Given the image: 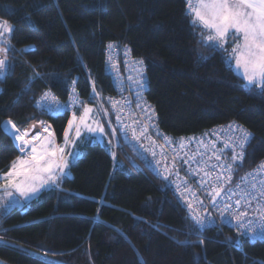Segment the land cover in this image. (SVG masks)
Instances as JSON below:
<instances>
[{"label": "trees", "instance_id": "obj_1", "mask_svg": "<svg viewBox=\"0 0 264 264\" xmlns=\"http://www.w3.org/2000/svg\"><path fill=\"white\" fill-rule=\"evenodd\" d=\"M186 10L185 0H0V21L14 28L0 42L8 49L0 59L9 65L0 75V173L20 153L3 122L30 132L48 121L62 142L71 115L80 113L81 103L52 112L43 105L46 91L99 103L113 92L104 72L110 41L144 61L146 96L162 129L178 136L234 121L252 133L242 162L224 152L234 175L264 163V91L227 64L226 51L198 42L200 29ZM110 127L120 138L110 150L108 143L80 145L71 175L25 206L0 210L1 261L264 264V236L250 240L227 225L194 227L186 202L134 154L114 119Z\"/></svg>", "mask_w": 264, "mask_h": 264}, {"label": "snow or ice", "instance_id": "obj_2", "mask_svg": "<svg viewBox=\"0 0 264 264\" xmlns=\"http://www.w3.org/2000/svg\"><path fill=\"white\" fill-rule=\"evenodd\" d=\"M186 2L187 10L185 15L190 17V24L200 29L198 42L203 43L213 51H227L225 45L229 42L230 37L234 38L230 58L235 59L236 66L242 69L243 79L249 85L259 86L264 91V0H195V4H193V0H186ZM13 31L14 28L7 21H0V37ZM109 47L111 48L113 45L110 44ZM7 51V48H0V52L6 53ZM204 59H207V57H204ZM138 63L142 65L143 61ZM7 66L9 65L6 64V59H0V75L3 74L2 70ZM33 78H30L29 82ZM136 84L139 88L144 86L142 76L140 80L136 81ZM27 86L26 84L25 87L27 88ZM128 103L130 102L125 101V104ZM136 107L140 108V103H137ZM123 110V107L119 109L121 112ZM92 111V108L85 106L82 115L79 117V123H75L77 120L75 114L73 119L68 121L69 128L64 133L66 138L64 146L55 144L52 139L54 134L48 132L50 126L44 128V131L48 132V136L41 137L39 130L35 134L30 135L29 130L26 129L21 132L16 128L15 124H12V128L15 129L12 136L14 140L19 141L17 148L21 155L11 162L7 171L0 174V179L3 180L0 188L5 190L4 195L12 196V191H9V189H12L20 193L21 196H28L40 191L45 185L55 184L57 180L56 173H62L68 167V162L63 157L69 142L67 139L69 131L75 127L76 138H81L82 128L88 132L104 131L101 126L93 128L87 123L89 114ZM150 111L152 110L150 109ZM130 115L135 116L134 113H130ZM152 115H155L154 111H152ZM147 119L150 120L151 117H147ZM117 120H120L119 115H117ZM7 123H11V121ZM133 124L140 126L141 136L147 132L148 125L142 124V121L133 118ZM232 127V125H229L230 129ZM236 128L239 131L236 140L232 141L229 138L226 144V147L233 148V163L243 161L245 156L243 149L252 136V133L242 126L237 125ZM132 131L135 135L136 128H133ZM137 138L140 137L137 136ZM71 142L73 144L77 143L75 139ZM80 143L81 145L83 144V138H81ZM199 143L205 150H198L197 153H193L191 157L185 159L183 163L194 162L197 164L196 172L201 174L199 187L206 191L213 206H215L217 198L223 193L227 198L223 212H228L233 208L231 201L235 196V209H240L241 207L244 209L235 214V219L238 222L247 218L250 211L258 213L260 220L264 222V181H260L259 189L252 182H249L245 187H241L238 184L235 187L240 188L239 193L227 188L226 185L231 183L232 164H219L221 155L216 153L214 143L211 148V155H208L207 146L204 145V142L200 141ZM237 146L241 149L239 153L235 151ZM181 147H183V144H181ZM81 151L82 147L78 148L74 153H69V155L79 158ZM197 156H199V159H197ZM213 157L218 164L210 166V161ZM175 165L176 156L172 159V167L175 168ZM216 167H219L220 171L217 174H213ZM258 169L264 170V163L259 165ZM176 174L178 175V172ZM251 175L253 173H247L245 178ZM181 186L184 187L185 192L190 197L195 198L196 194L188 186L186 179L181 182V185L177 186V190ZM253 201H255V208L252 207ZM12 203H15V201L10 202L9 206ZM198 203L203 206L202 201H198ZM188 208L190 210V218L194 221V227H202L205 217L198 214L194 209L193 203L189 202ZM223 212H221V215H223ZM237 226L244 227L245 225L238 223ZM248 227L251 229V221H249Z\"/></svg>", "mask_w": 264, "mask_h": 264}, {"label": "built area", "instance_id": "obj_3", "mask_svg": "<svg viewBox=\"0 0 264 264\" xmlns=\"http://www.w3.org/2000/svg\"><path fill=\"white\" fill-rule=\"evenodd\" d=\"M194 1L195 0H193V2ZM110 44L113 45V47L110 48ZM106 45L104 72L109 76L114 89L113 92L104 95V101L109 113L114 118L115 126L120 129L125 141L134 154L142 159L144 165L170 187L181 202H186L187 206L189 202L193 203L194 209L199 215H202L204 211H209L213 215L212 221L208 224L209 226L213 224L216 226L227 225L234 229L238 236L247 237L250 240L262 238L264 236V234H262L264 233V222L260 220L258 213L250 211L247 218L238 222L235 219V214L243 211V207L235 209L234 201L236 197L234 196L231 201L233 208L228 212H223L224 204L227 199L223 193L217 198L215 206H213L206 191L199 187L201 174L196 172L198 167L197 164L194 162L189 164L183 163L185 159L191 157L193 153H197L198 150H205L199 143L203 141L204 145L207 146L208 155L212 154L211 148L214 143L216 153L221 155L219 164H232L231 161L225 157L224 152L230 151V156L232 157L233 148L226 147V144L229 138H231L232 141L236 140L239 135L236 126L241 125L234 121H228L203 129L193 135L183 134L173 136L159 126L158 114L154 108L155 106L146 96L148 77L145 72L144 61L141 57L133 56L128 47L122 42L110 41ZM139 61H143V64H139ZM141 76L144 86L139 88L137 87L136 81L140 80ZM94 91L95 82L91 81L90 92ZM41 98L43 99V105L52 109V112L60 114L64 113L66 110H72L80 103V97L76 93L63 101L55 96L52 91H46ZM125 101L130 103L125 104ZM137 103H140V108L136 107ZM121 107L124 108L122 112L119 111ZM150 109L154 111V116ZM130 113H134L135 116H131ZM117 115L120 116V120H117ZM147 117H151V119L149 120ZM133 118L142 121V124L148 125L147 132L144 135H140V126L133 124ZM229 125L233 127L230 129ZM133 128H136L135 135L132 131ZM137 136L140 138H137ZM248 143L249 141L246 143L243 151ZM181 144H183V147H181ZM235 151L237 153L241 151L239 146L235 148ZM174 156H176L175 168L172 167V159ZM197 159H199V156H197ZM217 164L218 162L213 157L210 161V166ZM258 166L238 176H235L232 171V173H230L231 183L227 184L226 187L239 193L240 188L235 187L236 185L240 184L241 187H245L249 182H252L255 183L259 189L260 181H264V170L258 169ZM219 171L220 168L216 167L213 174H217ZM177 172L178 175L176 174ZM247 173H253V175L245 178ZM242 178H244L243 181ZM185 179L187 180L188 186L195 192V198L190 197L189 194L185 192L183 186L177 190V186L181 185V182ZM198 201H202L203 206H201ZM14 205L18 208L22 207V205H18L16 202L13 206ZM252 207L255 208V201H253ZM221 212H223V215H221ZM249 221H251V229L248 227ZM238 223H242L245 226L238 227Z\"/></svg>", "mask_w": 264, "mask_h": 264}, {"label": "rangeland", "instance_id": "obj_4", "mask_svg": "<svg viewBox=\"0 0 264 264\" xmlns=\"http://www.w3.org/2000/svg\"><path fill=\"white\" fill-rule=\"evenodd\" d=\"M207 34V33H206ZM5 35H9L8 33H5ZM3 36L0 38V42H4L6 36ZM234 39V38H233ZM229 42H230V38H229ZM227 49V56L225 55V61L227 63L230 62V53H231V50H232V47L230 48V46H228ZM232 59V58H231ZM234 60V63H235V59ZM236 65V63H235ZM237 67V66H236ZM238 69V71H240L242 73V69L240 68H236ZM242 77V76H241ZM247 82V81H246ZM248 83V82H247ZM93 100V99H92ZM101 105H103V102H101ZM100 103L95 99L93 100L92 102H87L83 107L82 109L80 110V113L78 114H75V116L77 117V120H79V117L82 115L83 113V108L85 106L87 107H90L92 108V112L89 114V119L87 121V123L93 127V128H97L98 126H101L103 127L104 131L103 132H100L99 130L95 131V132H88L86 129H83L81 130V138H83V143H88V142H99L101 144H105V143H108V147H109V150H110V147H112L114 145V142H119L120 138H119V135L117 133H115V137L116 138H113V136L111 135V132H110V125L113 124V119H112V116L109 115L107 113V107H103L101 106ZM74 115V114H73ZM73 115H71L70 119H73ZM75 123H79V121ZM69 128V125L67 124L66 126V129ZM65 129V130H66ZM81 138H76L75 137V127H73L70 131H69V136H68V144H67V147L65 148V153H64V157L63 159L66 160L68 162V167H70V163L74 160H76V156L74 155H69V153H74L77 151L78 147L80 146V140ZM65 136L63 137V140L62 142H55L57 145H60V146H64L65 144ZM76 140L77 143L76 144H73L71 141L72 140ZM82 147V146H81ZM80 147V148H81ZM81 154V153H80ZM67 168L64 169V171L61 173V172H57V178L58 177H63L64 175H66L65 172H67ZM69 175H71L70 171H69ZM59 179V178H58ZM57 179V180H58ZM51 184H48V185H45L43 188L49 186ZM41 188L40 191L43 189ZM40 191L34 193V194H29L28 196H23V199L22 200H15V198H13V200L11 199L10 202L12 201H15L16 203H18V205H22V206H25L27 202H29L33 197H35ZM15 204V203H12V205ZM11 205V206H12ZM15 206V205H14ZM17 207V206H16ZM18 208V207H17ZM190 215V214H189ZM0 264H9V263H6L4 261H1L0 260Z\"/></svg>", "mask_w": 264, "mask_h": 264}, {"label": "crops", "instance_id": "obj_5", "mask_svg": "<svg viewBox=\"0 0 264 264\" xmlns=\"http://www.w3.org/2000/svg\"><path fill=\"white\" fill-rule=\"evenodd\" d=\"M232 42H233V38H231L230 37V42H228L226 45H225V48H228V46H230V48L232 47ZM228 51H226V56H227V53ZM227 64H229L240 76H242V73L240 72V71H238V69H236L237 67H236V65H235V63H234V60L233 59H231L230 58V62L229 63H227ZM242 78H243V76H242ZM246 81V80H245ZM79 120H77V122H78ZM12 124H10L9 126H8V128H7V131L10 133V135L12 136V133L15 131V129H13L12 128V126H11ZM46 126H50L49 128H48V132H51V133H53L54 135L52 136V139L55 141V142H57V140H56V137H55V133H54V131H53V128H52V125H51V123L50 122H48V121H46V122H43V124H40V125H38L34 130H32V131H30V135H33V134H35L36 132H37V130H39V132H40V135H41V137H47L48 136V132H45L44 131V128L46 127ZM12 138H13V136H12ZM13 140H14V138H13ZM14 142H15V144H16V146L19 144V141H16V140H14ZM56 144V143H55ZM84 144V143H83ZM107 144V143H106ZM81 145V144H80ZM78 148H80V146L78 147ZM21 155V153H19V155L18 156H20ZM17 156V157H18ZM16 157V158H17ZM15 158V159H16ZM77 158V157H76ZM14 159V160H15ZM73 162V161H72ZM71 162V163H72ZM69 171H70V167H68V169H67V172H65L66 173V175H68L69 174ZM0 174H2V173H0ZM57 174V173H56ZM3 183V180L2 179H0V184H2ZM4 189L3 188H0V197H2V198H0V210H3V209H7L8 207H10L9 206V204H10V201H11V199L13 200V198H15V200H22L23 199V196H21L20 195V193H18V192H15L14 190H12V189H9V191H12V196H5L4 195Z\"/></svg>", "mask_w": 264, "mask_h": 264}, {"label": "bare ground", "instance_id": "obj_6", "mask_svg": "<svg viewBox=\"0 0 264 264\" xmlns=\"http://www.w3.org/2000/svg\"><path fill=\"white\" fill-rule=\"evenodd\" d=\"M185 2H186V0H185ZM73 88H74V82H72V84L70 85V89H73ZM193 134H195V133H193ZM193 134H191V135H193ZM183 203H185V202H183ZM201 216L205 217V222H204L203 226L208 227L209 226L208 224L212 221L213 215L209 211H204Z\"/></svg>", "mask_w": 264, "mask_h": 264}, {"label": "water", "instance_id": "obj_7", "mask_svg": "<svg viewBox=\"0 0 264 264\" xmlns=\"http://www.w3.org/2000/svg\"><path fill=\"white\" fill-rule=\"evenodd\" d=\"M7 122H9V121H5V122H3L2 123V127L7 131V127H8V125H9V123H7Z\"/></svg>", "mask_w": 264, "mask_h": 264}]
</instances>
